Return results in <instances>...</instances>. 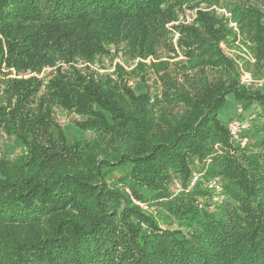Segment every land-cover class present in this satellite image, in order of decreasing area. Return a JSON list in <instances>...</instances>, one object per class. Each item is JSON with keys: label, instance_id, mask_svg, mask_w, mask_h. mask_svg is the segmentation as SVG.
I'll return each mask as SVG.
<instances>
[{"label": "trees", "instance_id": "obj_1", "mask_svg": "<svg viewBox=\"0 0 264 264\" xmlns=\"http://www.w3.org/2000/svg\"><path fill=\"white\" fill-rule=\"evenodd\" d=\"M261 1L0 0V131L19 143L0 149V264H264ZM202 2L231 14L253 62L224 52L236 33L203 11L169 56L167 24ZM112 51L126 64L91 69ZM233 103L239 141L220 117ZM58 109L83 136L68 140Z\"/></svg>", "mask_w": 264, "mask_h": 264}, {"label": "rangeland", "instance_id": "obj_2", "mask_svg": "<svg viewBox=\"0 0 264 264\" xmlns=\"http://www.w3.org/2000/svg\"><path fill=\"white\" fill-rule=\"evenodd\" d=\"M262 5L261 7L264 8V1H261ZM262 8V9H263ZM264 10V9H263ZM199 11H203V12H215L217 15L219 16H223V18L227 21V24L229 27H231L234 32L236 33V41L235 44H233L232 46L226 45V43L224 41L220 42V47L224 50V52L229 55L230 57H232L236 62H238L239 66L242 65V62L244 60H249L250 62L254 61V58L252 57V54H250L249 49L247 47H245V45L247 43H249L248 40H244L243 37L239 34V30L237 28V24L235 22V20L232 18L231 14L229 12H227L223 7L218 6L217 4H208V3H193L191 5H187V6H183L180 10H178L177 14H175V17L167 24V28L169 29L170 32H172V37H171V42L174 45V47L176 48L175 53L178 54V57H175L174 53H170L169 56L174 57L173 60H179L183 58V55L178 47V40L180 38V34L178 32V30L174 29V28H180L179 26H186L189 25V23L193 22V20L196 19L197 17V13ZM233 34V33H232ZM231 35H229L228 37L230 38ZM244 40V41H243ZM165 56V55H162ZM150 61V58H148ZM145 60L146 62L148 61ZM163 60H166L167 57H163L161 58ZM154 60V59H152ZM160 60V59H159ZM116 64H121L124 65L126 63H124L123 59L120 57V54L115 56L113 54V51L111 53V57L106 59V61H104L103 66L100 65V62H97L96 64L93 65V67L91 68L94 71H98L99 73L102 72H113V70L115 69V65ZM51 68H45L44 70L48 71ZM44 71V72H45ZM47 71L45 73H47ZM51 71V70H50ZM48 71V72H50ZM41 75V74H40ZM242 81L243 83H247V85H249L252 80H251V76L249 72L243 71L242 72ZM256 84L258 85L259 88H261L262 91H264V77L257 79ZM134 90L136 92L142 91V86L140 84L134 83L133 85ZM141 86V88H140ZM230 102H231V97H229ZM233 106V111L232 113H228L229 111L227 109H225L224 111L222 110L220 112V117L223 119H228L230 121L232 120H238L235 117H237L238 115H240L241 113V109L240 106L235 105L234 103L232 104ZM56 118L59 120V122L64 125V126H69L67 128L68 131V140L72 141L73 139H75L76 137H81L84 134L77 131L73 126H71V124H69L71 121V119L75 118H79V117H73V116H69L68 114H66L65 112L61 111V110H56ZM244 118V117H241ZM248 119L246 118V120H244L243 122H245L246 124H248ZM240 121V120H239ZM247 127V126H246ZM245 127V128H246ZM228 131H229V127L227 126ZM245 128L241 129L239 132V137L237 139H233V141H239L241 139V133L242 130H244ZM246 143V138L242 139L240 141V144L243 146ZM6 148L8 150L9 153H13L14 151H16L17 149H19V143L17 141H13L12 139L6 138L5 135L0 131V149ZM212 158V157H211ZM209 156H207L206 158H204L202 163H206V162H210L211 159ZM206 161V162H204ZM196 164H199L198 161L195 162ZM203 173L202 172H194L190 186H192L194 184V182L201 177ZM213 181H215V184H213ZM217 186V187H216ZM207 187L214 190L213 192V197L212 200L214 201V205H218L221 202L222 196L219 195L221 193L222 190V185L220 182V179L218 177H213L211 178L208 183H207ZM133 202L135 204H137L140 208L147 210L149 212H153L154 208H148L147 206H145V204L137 202L135 200H133ZM212 208V207H211Z\"/></svg>", "mask_w": 264, "mask_h": 264}, {"label": "built area", "instance_id": "obj_3", "mask_svg": "<svg viewBox=\"0 0 264 264\" xmlns=\"http://www.w3.org/2000/svg\"><path fill=\"white\" fill-rule=\"evenodd\" d=\"M247 124L243 121L239 120H232L229 122L228 127H229V132L231 134V138L237 139L239 137V132L241 129L245 128ZM215 184V181H213V184ZM217 187V186H216Z\"/></svg>", "mask_w": 264, "mask_h": 264}, {"label": "crops", "instance_id": "obj_4", "mask_svg": "<svg viewBox=\"0 0 264 264\" xmlns=\"http://www.w3.org/2000/svg\"><path fill=\"white\" fill-rule=\"evenodd\" d=\"M227 110L229 111L228 113H232V111H233V106H232V104H230V105L227 107Z\"/></svg>", "mask_w": 264, "mask_h": 264}]
</instances>
